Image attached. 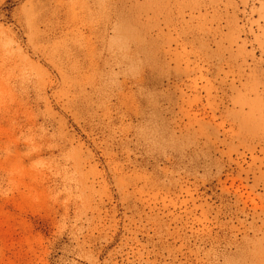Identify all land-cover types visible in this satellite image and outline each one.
Returning a JSON list of instances; mask_svg holds the SVG:
<instances>
[{
  "label": "rangeland",
  "instance_id": "1",
  "mask_svg": "<svg viewBox=\"0 0 264 264\" xmlns=\"http://www.w3.org/2000/svg\"><path fill=\"white\" fill-rule=\"evenodd\" d=\"M0 264H264V0H0Z\"/></svg>",
  "mask_w": 264,
  "mask_h": 264
}]
</instances>
